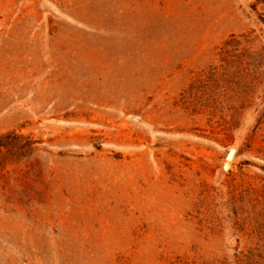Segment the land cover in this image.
<instances>
[{
    "label": "rangeland",
    "instance_id": "374dc122",
    "mask_svg": "<svg viewBox=\"0 0 264 264\" xmlns=\"http://www.w3.org/2000/svg\"><path fill=\"white\" fill-rule=\"evenodd\" d=\"M260 1L0 0V264H264L262 93L180 103Z\"/></svg>",
    "mask_w": 264,
    "mask_h": 264
},
{
    "label": "trees",
    "instance_id": "16d2710c",
    "mask_svg": "<svg viewBox=\"0 0 264 264\" xmlns=\"http://www.w3.org/2000/svg\"><path fill=\"white\" fill-rule=\"evenodd\" d=\"M259 4L264 2L260 1ZM256 5L253 6L255 10ZM259 32L231 34L214 53V59L196 72L182 93L180 103L192 115L213 119L225 107L224 135L230 136L240 113L251 104L257 92L264 97V10L257 15ZM249 257L242 256L236 263Z\"/></svg>",
    "mask_w": 264,
    "mask_h": 264
}]
</instances>
